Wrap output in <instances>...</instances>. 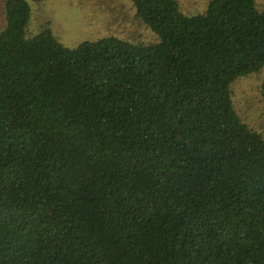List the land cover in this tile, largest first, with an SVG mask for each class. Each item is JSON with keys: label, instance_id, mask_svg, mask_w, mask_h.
Segmentation results:
<instances>
[{"label": "trees", "instance_id": "obj_1", "mask_svg": "<svg viewBox=\"0 0 264 264\" xmlns=\"http://www.w3.org/2000/svg\"><path fill=\"white\" fill-rule=\"evenodd\" d=\"M132 3L156 42L29 35L5 0L0 264H264V136L232 92L264 67V8Z\"/></svg>", "mask_w": 264, "mask_h": 264}, {"label": "rangeland", "instance_id": "obj_2", "mask_svg": "<svg viewBox=\"0 0 264 264\" xmlns=\"http://www.w3.org/2000/svg\"><path fill=\"white\" fill-rule=\"evenodd\" d=\"M32 6L27 33L45 27L69 46L85 39L118 36L133 42L152 43L157 35L138 17L132 0H29ZM210 0H179L186 14L204 12ZM259 9L264 0H256ZM5 24V0H0V29ZM264 67L258 73L236 79L232 84L235 107L248 125L264 136V97L261 86Z\"/></svg>", "mask_w": 264, "mask_h": 264}]
</instances>
